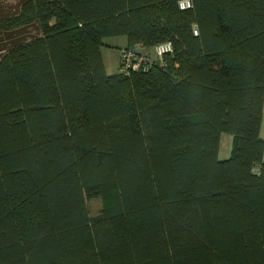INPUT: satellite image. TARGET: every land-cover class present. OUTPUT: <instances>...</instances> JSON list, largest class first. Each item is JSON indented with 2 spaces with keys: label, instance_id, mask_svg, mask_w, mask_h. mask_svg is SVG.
Returning <instances> with one entry per match:
<instances>
[{
  "label": "trees",
  "instance_id": "1",
  "mask_svg": "<svg viewBox=\"0 0 264 264\" xmlns=\"http://www.w3.org/2000/svg\"><path fill=\"white\" fill-rule=\"evenodd\" d=\"M179 1L0 19V264H264V0ZM116 36L173 52L108 75Z\"/></svg>",
  "mask_w": 264,
  "mask_h": 264
},
{
  "label": "rangeland",
  "instance_id": "2",
  "mask_svg": "<svg viewBox=\"0 0 264 264\" xmlns=\"http://www.w3.org/2000/svg\"><path fill=\"white\" fill-rule=\"evenodd\" d=\"M22 0H0V19H3L5 23H8V27L10 29H14L15 27H19L18 24L15 22L13 23L10 19L14 17L15 13L18 10V5ZM2 20V21H3ZM34 33V32H33ZM32 33V34H33ZM11 36L8 33H3L0 35V48L6 46L9 43V40L7 41V38ZM125 38L124 36H116V37H106L103 38L101 41V52L104 56L106 65L108 66L109 70L113 74H117L119 72L120 67V48L125 47L124 45ZM136 50V48H133ZM138 51V50H136ZM139 52L141 53H151L153 54L152 48L148 49H142ZM230 139L229 134H222L221 136V142H223V139L225 138ZM105 201H102L101 199H92L87 202L88 210L91 216L96 215L102 206L104 205Z\"/></svg>",
  "mask_w": 264,
  "mask_h": 264
},
{
  "label": "built area",
  "instance_id": "3",
  "mask_svg": "<svg viewBox=\"0 0 264 264\" xmlns=\"http://www.w3.org/2000/svg\"><path fill=\"white\" fill-rule=\"evenodd\" d=\"M192 5L191 0L179 1L180 9L190 8ZM194 34L197 31L194 30ZM153 54L141 53L133 48H124L120 51V67L121 73L129 74L131 71H146L155 63L160 65L164 64V56L173 52V47L170 42H164L153 46Z\"/></svg>",
  "mask_w": 264,
  "mask_h": 264
},
{
  "label": "crops",
  "instance_id": "4",
  "mask_svg": "<svg viewBox=\"0 0 264 264\" xmlns=\"http://www.w3.org/2000/svg\"><path fill=\"white\" fill-rule=\"evenodd\" d=\"M124 38H125V41H124L125 47L120 48V50L126 48V46H127V39H126V37H124ZM134 48H136V50H138V51H140L142 49H145V50L148 49L145 47H141L140 45H137ZM119 53H120V51H119ZM101 57H102V61H103V65H104L106 73L108 75H112L113 73L109 70L108 66L106 65V62H105V59H104L102 52H101ZM260 136L264 140V104H263V118H262V124H261V129H260ZM231 145H232V136H230V139L228 137L223 139V142H221V138H220V146H219V153H218L219 159L222 160V159H227L230 157ZM263 160H264V158H263Z\"/></svg>",
  "mask_w": 264,
  "mask_h": 264
}]
</instances>
